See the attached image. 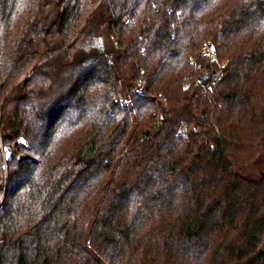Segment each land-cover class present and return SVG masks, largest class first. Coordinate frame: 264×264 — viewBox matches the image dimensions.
I'll list each match as a JSON object with an SVG mask.
<instances>
[{
    "label": "trees",
    "instance_id": "1",
    "mask_svg": "<svg viewBox=\"0 0 264 264\" xmlns=\"http://www.w3.org/2000/svg\"><path fill=\"white\" fill-rule=\"evenodd\" d=\"M260 156L264 0H0V264H264Z\"/></svg>",
    "mask_w": 264,
    "mask_h": 264
},
{
    "label": "rangeland",
    "instance_id": "2",
    "mask_svg": "<svg viewBox=\"0 0 264 264\" xmlns=\"http://www.w3.org/2000/svg\"><path fill=\"white\" fill-rule=\"evenodd\" d=\"M96 20L99 22V25H101L102 13L100 10L96 12ZM98 36H99V40H97V43L96 42L85 43L86 45H84L83 47L84 49L81 50L82 55L86 56L89 54L88 57L93 59L104 53L110 55L112 60H115L118 54V48L116 43L108 33L106 26L104 25L100 26ZM10 154L11 153L8 150L6 156L9 157ZM239 171L252 180H259L260 177L262 176V172L264 171V156H260L259 159H257V161L254 162L252 165H249L247 167H240Z\"/></svg>",
    "mask_w": 264,
    "mask_h": 264
},
{
    "label": "built area",
    "instance_id": "3",
    "mask_svg": "<svg viewBox=\"0 0 264 264\" xmlns=\"http://www.w3.org/2000/svg\"><path fill=\"white\" fill-rule=\"evenodd\" d=\"M200 55L202 58H204L206 61L213 62L218 60V53L215 48V45L213 42L208 41L201 49ZM222 72H218L214 75L215 79H219L221 77ZM210 88V87H209Z\"/></svg>",
    "mask_w": 264,
    "mask_h": 264
},
{
    "label": "water",
    "instance_id": "4",
    "mask_svg": "<svg viewBox=\"0 0 264 264\" xmlns=\"http://www.w3.org/2000/svg\"><path fill=\"white\" fill-rule=\"evenodd\" d=\"M77 39L71 45H73L77 41ZM200 81H201L202 85L205 86L212 81V77L210 75L203 74L200 77ZM261 253L264 254V243L261 247Z\"/></svg>",
    "mask_w": 264,
    "mask_h": 264
}]
</instances>
